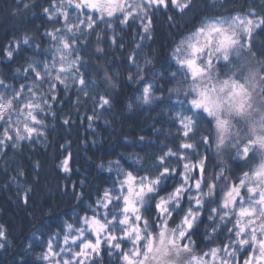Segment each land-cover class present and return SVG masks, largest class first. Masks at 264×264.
I'll return each instance as SVG.
<instances>
[{
    "label": "snow or ice",
    "instance_id": "1",
    "mask_svg": "<svg viewBox=\"0 0 264 264\" xmlns=\"http://www.w3.org/2000/svg\"><path fill=\"white\" fill-rule=\"evenodd\" d=\"M193 2L50 0L42 11L51 28L39 42L25 33L0 49V63L8 65L31 51L25 65L11 69L10 77L0 76V152L7 156L9 148L46 138L49 117L57 119L54 105L61 90H74L78 110L91 103L88 121L111 109L116 77L107 62L84 59L91 35L100 61L106 52L99 45L109 42L104 39L109 29L139 21L140 39H151L157 12L183 14ZM226 5L224 0L219 7ZM35 7L32 0H16L13 14ZM258 36H264V10L201 20L171 49L175 71L161 73V79L175 82L168 97H156L157 89L144 80L151 60L141 67L136 55L127 57L136 69L128 79L143 82L138 100L169 108L176 129L172 146L165 143L151 156H137L127 167L110 161L111 183L83 215L40 233L29 246L41 248L31 264H112L113 258L115 264H264V43L257 46ZM116 44L113 35L110 46ZM172 93L176 104L170 103ZM213 155L219 162L210 172ZM60 167L69 171L67 158ZM201 225L205 246L198 251L194 237ZM6 240L0 225V241Z\"/></svg>",
    "mask_w": 264,
    "mask_h": 264
},
{
    "label": "trees",
    "instance_id": "2",
    "mask_svg": "<svg viewBox=\"0 0 264 264\" xmlns=\"http://www.w3.org/2000/svg\"><path fill=\"white\" fill-rule=\"evenodd\" d=\"M32 2L36 4L35 8L14 15L16 0H0V49L14 37L25 33L36 37L39 42L40 34L51 28L42 11L49 7L50 0ZM223 2L194 0L191 10L183 14L175 9L157 12L152 21L151 39H140L144 33L139 21L109 29L104 37L109 42L99 45L106 52L100 61L94 54L98 46L96 35L90 36L89 46L83 49L84 59L90 64L107 62L116 77L112 107L103 111L98 119L88 121L87 116L92 115L91 103L81 104L78 110L74 104V90L67 93L61 90L60 101L54 105L57 119L49 117L46 138L35 144L22 142L17 148H9L7 156L0 152V225L7 235L6 241H0L5 244V248H0V264H20L22 259L29 260L31 264L41 248L29 246L34 245L40 233L49 229L55 231L63 221L83 215V210L97 198V192L111 183L115 173L110 174L106 170L110 161L120 160L127 167L137 156H151L165 143L172 146L176 129L168 119L169 108L156 103L144 105L138 100L142 95L143 82L128 79L136 69L127 62V57L136 55L141 67L145 66L146 60H151L144 80L157 89L154 91L156 97H168L175 82L161 79V73L175 71L174 64L170 66V52L183 35L208 16L249 9L264 10V0H227L226 7L220 8ZM113 35L117 44L110 46ZM256 39L258 47L264 43V36ZM137 44L141 47L137 48ZM28 56H31V51L23 52L11 65L6 61L0 63V76L10 77L11 69L25 65V57ZM8 82L12 83L11 79ZM179 98L183 99L182 96ZM176 101L177 96L172 93L170 103L176 104ZM65 118L70 120L68 125L63 124ZM141 136L145 137L144 142L140 141ZM66 158L68 172L60 167ZM218 162L213 155L209 163L210 172ZM100 164H104L105 169L102 170ZM234 174L239 175V170L234 169ZM25 193L27 204L24 203ZM203 231L204 225H201L194 237L200 246L198 251L205 246ZM112 264H115L114 258Z\"/></svg>",
    "mask_w": 264,
    "mask_h": 264
}]
</instances>
